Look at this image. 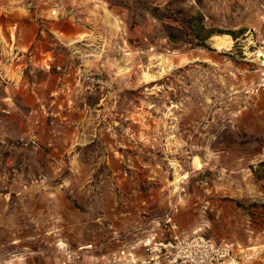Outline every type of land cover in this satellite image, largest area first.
<instances>
[{"label": "rangeland", "instance_id": "1", "mask_svg": "<svg viewBox=\"0 0 264 264\" xmlns=\"http://www.w3.org/2000/svg\"><path fill=\"white\" fill-rule=\"evenodd\" d=\"M260 40L264 0H0V264H168L166 214L264 264Z\"/></svg>", "mask_w": 264, "mask_h": 264}, {"label": "built area", "instance_id": "2", "mask_svg": "<svg viewBox=\"0 0 264 264\" xmlns=\"http://www.w3.org/2000/svg\"><path fill=\"white\" fill-rule=\"evenodd\" d=\"M259 50H264V40L259 41ZM256 51V52H257ZM258 86L264 87V79L258 83ZM252 90L255 89L251 88ZM256 90L258 88L256 87ZM165 226L168 225L171 229L170 238L167 241H154V237H149L141 241L142 245L153 254L163 253L168 257V264H208L206 258L197 255V250L202 248L207 250V247L214 248L212 244L205 240L204 238L199 237L194 241H189L188 239L181 238L179 235L174 233L175 224L172 221V217L169 214H166L164 218ZM88 248L91 245L87 246ZM127 254L125 250H121L119 254H114V259L117 258H126ZM153 259V258H152ZM212 264V263H210Z\"/></svg>", "mask_w": 264, "mask_h": 264}, {"label": "bare ground", "instance_id": "3", "mask_svg": "<svg viewBox=\"0 0 264 264\" xmlns=\"http://www.w3.org/2000/svg\"><path fill=\"white\" fill-rule=\"evenodd\" d=\"M230 36L225 34V35H215L212 37V44L217 50H222L223 48H226L229 43H230ZM227 50V49H226ZM258 57L264 58V50H259L256 52ZM264 65V63H262ZM195 162L197 166L199 167V162L197 159H195Z\"/></svg>", "mask_w": 264, "mask_h": 264}]
</instances>
